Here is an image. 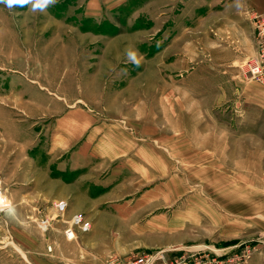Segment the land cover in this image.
I'll return each instance as SVG.
<instances>
[{"label":"crops","instance_id":"1","mask_svg":"<svg viewBox=\"0 0 264 264\" xmlns=\"http://www.w3.org/2000/svg\"><path fill=\"white\" fill-rule=\"evenodd\" d=\"M135 1L146 0H109L112 29L119 21L125 25L123 12ZM157 2V15L146 20L158 23V68L171 66L169 54L175 69H200L182 59L205 53L212 76L199 85L217 88L201 97L221 104L183 110L182 95L167 97L164 89L158 94L163 108L155 112L127 110L124 96H11L21 118L0 105L5 130L7 117L14 119L8 135L0 130L9 142L0 141V196L7 203L0 201V264H105L116 255L186 257L184 252L202 247L213 257H232L245 245L257 251L244 264H264V87L245 80L240 70L257 52L252 13H264V0ZM88 11L89 17H103L99 0H91ZM48 15L15 16L20 27L30 22V38L33 28L66 29L63 16L55 14L52 23L39 25ZM138 29L124 35L144 53L134 38L146 29ZM114 42L108 53L119 63L130 47ZM26 75L34 86L52 83L41 67ZM107 100L120 109H100ZM91 102L93 110L86 108ZM25 125L30 132L23 133ZM30 138L34 145L25 157L12 155V143ZM57 201L68 203L63 217L53 206ZM76 214L85 215L92 229L71 241L66 229ZM47 218L51 227L44 232L39 221ZM224 261L218 264H231Z\"/></svg>","mask_w":264,"mask_h":264},{"label":"rangeland","instance_id":"2","mask_svg":"<svg viewBox=\"0 0 264 264\" xmlns=\"http://www.w3.org/2000/svg\"><path fill=\"white\" fill-rule=\"evenodd\" d=\"M90 1L65 0L63 3L57 2L55 6L49 7L43 12L49 13L46 17L47 20L38 23L39 25L52 23L53 18L50 17V14H55L63 16L65 19L63 24L66 29L63 32L52 29L49 32L40 33V29L33 28L34 35L30 38L28 37L30 22L25 23L26 28L20 27L23 23L19 21V17L15 16L32 13L30 6L10 8L4 0H0V105L8 111L10 110V115L21 118L17 114V110L13 108L17 104L10 100L11 96L15 94H24L26 97L28 94L47 95L55 98L83 97L91 100H95L99 96L105 101L106 99L115 101L118 97L124 96L128 99V102L123 104L130 105L127 110L131 112H145L147 109L155 112L163 108V103L159 101L161 98H158V94L162 93L163 89L167 97H173L175 93L177 96L179 93L182 95L181 106L183 110H205L210 107V104H214L215 108L221 104V102H204L201 97L203 95L204 98L207 90L212 93L217 88L216 86L199 85V82H204L206 77L210 78L212 76V72L205 69L210 61L205 53H198L197 55H191V57L189 55L187 57L183 56L182 59V61L188 59L191 62L194 60L193 63L196 61L200 69L193 71L175 69L173 65L174 58L169 54L166 55L165 60L167 66L168 64L171 66L166 69L158 68V65L162 63L159 60L162 55L156 53L160 50L157 46L158 37L156 34L158 23L146 20L148 17L157 15V0L135 1L134 4L132 3L133 5L130 4L123 12L127 19L125 25L119 21V27L113 26L114 29H112L109 21L112 13L108 7L109 0H99L103 5L102 19L88 16L91 13V11H88ZM119 13L121 14V11ZM139 16L141 17L138 18ZM137 18L139 20L134 23ZM132 25L135 26L132 27ZM140 27H144L146 31L138 33L137 35L142 34V36L134 39H136V46H143L142 51L144 53L134 50L135 47H131L134 45L132 40L124 35L129 33L128 35L132 36L133 32L139 30ZM60 33L64 35H57ZM119 39L122 45L124 41V45L130 47L128 52L133 50L138 53V64L130 61L127 53L121 55L122 60L119 63L115 62L113 54L108 53V50L115 44L114 41ZM148 45H151V48H148ZM50 47L54 49L43 53ZM147 50H149V53H147ZM78 58L79 61H76ZM35 66L37 68L41 67L42 72L51 74L52 79L49 80L52 82L51 84L47 86L36 84L34 86L25 79L27 72H34ZM27 68L28 71H26ZM240 70L243 78L249 81L243 70ZM185 78L188 80H185ZM164 79L166 82H163ZM179 79L182 81L181 85L177 84L175 86V82ZM218 88L220 89V86ZM113 100H107L108 107L107 105L104 106L103 101L100 103L102 105L99 108L103 110H106V108L120 109L117 103H111ZM92 103L89 106L87 105L86 108L89 110L95 109ZM118 104L121 107L123 106L120 102ZM7 116L9 115L7 114ZM2 121L3 119H0V130L6 131L7 134L8 129L13 127L14 119L7 117V130H5ZM23 129V133L30 132L27 125L23 126ZM0 141L9 145L7 139L4 142L0 138ZM32 141L34 139L30 138L23 143L20 141L16 144L12 143L14 146L10 150L12 155L15 154L19 158L25 157L26 150L34 145ZM1 216L0 212V218ZM59 217L63 216L60 215ZM42 220L44 219L39 222ZM42 230L45 232L44 229ZM184 253L187 254L186 257H178L179 255L174 254V252L166 253L165 257H148L142 254L133 256L116 255L115 257H107L105 264H109L112 259H116L114 264H218L211 263V261L214 258L219 259V257H206L205 255L210 254L213 256L214 254L204 247ZM230 258L222 257L219 260L227 261ZM230 263L234 264L233 262Z\"/></svg>","mask_w":264,"mask_h":264},{"label":"built area","instance_id":"3","mask_svg":"<svg viewBox=\"0 0 264 264\" xmlns=\"http://www.w3.org/2000/svg\"><path fill=\"white\" fill-rule=\"evenodd\" d=\"M253 23L256 29V43H257V52L256 54L246 60L243 65V73L249 81L259 83L264 87V13H252ZM1 178H0V194L2 195L1 190ZM3 196V195H2ZM53 206L57 210L58 215H64L67 211L68 203L66 201H57L53 203ZM1 212V208H0ZM42 229L47 231L51 227V222L49 219H44L40 222ZM92 229L91 222L82 214H76L73 216L69 226L66 230V236L68 240L76 239L77 231L81 233H88ZM257 247L254 245H245L241 251L236 252L229 259V262L234 264H244L255 252ZM195 256V255H194ZM206 257H213L208 254ZM217 257V256H214ZM222 258L219 255V259ZM218 258L212 259L211 263H219L221 260ZM116 259L109 261V264H114Z\"/></svg>","mask_w":264,"mask_h":264},{"label":"clouds","instance_id":"4","mask_svg":"<svg viewBox=\"0 0 264 264\" xmlns=\"http://www.w3.org/2000/svg\"><path fill=\"white\" fill-rule=\"evenodd\" d=\"M4 2L9 6L10 8H16V7H29L31 11L33 12H44L49 7L55 6L58 2V0H4ZM128 59L134 63H139L137 60V55L135 51H130L127 53Z\"/></svg>","mask_w":264,"mask_h":264},{"label":"bare ground","instance_id":"5","mask_svg":"<svg viewBox=\"0 0 264 264\" xmlns=\"http://www.w3.org/2000/svg\"><path fill=\"white\" fill-rule=\"evenodd\" d=\"M0 201H1L3 207H6L7 206V203L4 201V199L1 196H0Z\"/></svg>","mask_w":264,"mask_h":264}]
</instances>
